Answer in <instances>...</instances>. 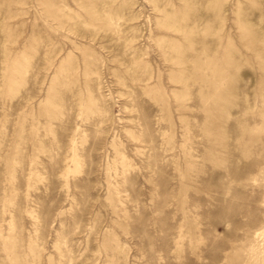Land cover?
<instances>
[{
  "label": "rangeland",
  "instance_id": "374dc122",
  "mask_svg": "<svg viewBox=\"0 0 264 264\" xmlns=\"http://www.w3.org/2000/svg\"><path fill=\"white\" fill-rule=\"evenodd\" d=\"M262 16L0 0V264H264Z\"/></svg>",
  "mask_w": 264,
  "mask_h": 264
},
{
  "label": "clouds",
  "instance_id": "9594fccd",
  "mask_svg": "<svg viewBox=\"0 0 264 264\" xmlns=\"http://www.w3.org/2000/svg\"><path fill=\"white\" fill-rule=\"evenodd\" d=\"M183 2V0H182ZM223 3H228V0H222ZM237 4H241V0H236ZM244 4H248L252 7H256L258 0H243ZM166 7H170L171 5H165ZM261 24H264V16L261 17ZM221 31H223V22L221 26ZM232 66L230 64H224V65H216V66H209L204 67L200 66L196 69H194L193 72V78H196L198 75L203 76H209L211 80H220V79H229L230 78V72H231ZM261 71H264V68L261 69ZM247 86V85H246Z\"/></svg>",
  "mask_w": 264,
  "mask_h": 264
}]
</instances>
